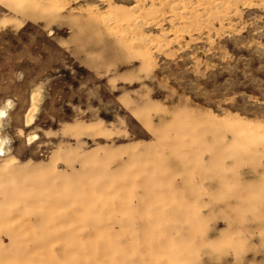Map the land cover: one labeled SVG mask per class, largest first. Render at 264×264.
<instances>
[{
  "label": "rangeland",
  "instance_id": "rangeland-1",
  "mask_svg": "<svg viewBox=\"0 0 264 264\" xmlns=\"http://www.w3.org/2000/svg\"><path fill=\"white\" fill-rule=\"evenodd\" d=\"M0 109V264H264V0H0Z\"/></svg>",
  "mask_w": 264,
  "mask_h": 264
},
{
  "label": "bare ground",
  "instance_id": "bare-ground-1",
  "mask_svg": "<svg viewBox=\"0 0 264 264\" xmlns=\"http://www.w3.org/2000/svg\"><path fill=\"white\" fill-rule=\"evenodd\" d=\"M34 108V107H33ZM35 109V108H34ZM33 109V110H34ZM32 109H31V112L30 113H32V111H33ZM4 113V111L2 110V109H0V116L2 115ZM28 115V114H27ZM3 116V115H2ZM30 116V120H31V116L32 115H29ZM28 116V117H29ZM28 119V118H27ZM3 153V148H2V145H1V142H0V155Z\"/></svg>",
  "mask_w": 264,
  "mask_h": 264
}]
</instances>
